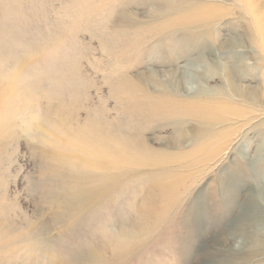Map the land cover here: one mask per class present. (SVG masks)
<instances>
[{"label":"rangeland","instance_id":"obj_1","mask_svg":"<svg viewBox=\"0 0 264 264\" xmlns=\"http://www.w3.org/2000/svg\"><path fill=\"white\" fill-rule=\"evenodd\" d=\"M0 46V264H264V0H0Z\"/></svg>","mask_w":264,"mask_h":264},{"label":"bare ground","instance_id":"obj_2","mask_svg":"<svg viewBox=\"0 0 264 264\" xmlns=\"http://www.w3.org/2000/svg\"><path fill=\"white\" fill-rule=\"evenodd\" d=\"M206 7H201V8H198L197 9V11H196V16H184L183 17V19H181V22H179V26H190V25H196V24H198V23H206V24H208V23H210V20H209V15H203V14H201L202 12H205V14H207L208 12H210V10H207V9H205ZM203 19H206L205 21H201V20H203ZM208 19V20H207ZM0 49L1 50H4L5 48L4 47H2V46H0ZM90 194H92V193H90ZM91 196V195H90ZM96 196V195H95ZM81 202V201H80ZM79 202V203H80ZM46 231V230H45ZM47 231H48V229H47ZM46 231V232H47ZM27 233V232H26ZM44 235H46V234H44ZM27 236V235H26ZM23 237V236H22ZM28 237V236H27ZM44 237V236H43ZM4 238V237H3ZM6 238V237H5ZM42 238V237H41ZM46 238V237H45ZM44 238V239H45ZM28 239V238H27ZM16 240V239H15ZM42 240V239H41ZM41 240H40V242H41ZM15 242V241H14ZM25 242V241H24ZM22 243V242H21ZM13 244V240H3L2 239V234H0V253L1 252H4V251H8V249H10V247H11V245ZM15 244V243H14ZM17 245V244H16ZM13 247V246H12ZM15 248H17V247H15Z\"/></svg>","mask_w":264,"mask_h":264}]
</instances>
